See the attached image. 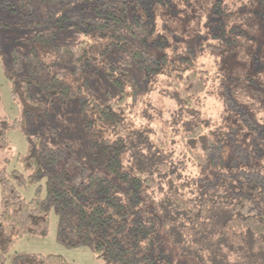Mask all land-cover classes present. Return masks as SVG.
<instances>
[{
  "label": "trees",
  "instance_id": "obj_1",
  "mask_svg": "<svg viewBox=\"0 0 264 264\" xmlns=\"http://www.w3.org/2000/svg\"><path fill=\"white\" fill-rule=\"evenodd\" d=\"M42 1L61 4L60 9L72 3ZM73 1L93 5L78 23L65 21L74 14L57 13L61 19L56 29L82 34L77 44H54L53 30H38L27 39L25 72L18 52L10 66L2 63L20 114L11 122L0 116V144L8 128L17 127L27 146L17 157L23 172L0 168V264L20 237L46 235L51 207L57 216V241L90 246L102 264H264V124L234 97L233 84L239 78L230 76L220 83L219 97L238 125L210 129L197 119L211 82L210 73L198 63L202 50L242 54L241 48L252 41L251 67L264 70V41L255 37L264 23V0H211L218 18L206 20L204 33L182 40L163 19H176L178 5L191 8L194 0ZM235 2L239 5L229 8ZM0 6L29 14L33 0H0ZM211 27L217 28L210 32ZM53 68L49 79L37 80ZM96 76L114 94H91ZM244 80L251 89L257 86L250 77ZM153 83L179 104L177 120L184 128L157 123L151 132L156 157L141 159L138 137L126 121L141 124L139 112ZM74 100L91 163L81 181L63 169L50 171L63 149L49 146L42 136H30L25 126L27 118L48 121L55 102ZM175 141L197 170L194 196L186 195L187 184L176 183L175 167L182 162L173 165L167 156ZM129 152L134 161L127 164L124 156ZM41 175L46 176L44 196L36 191L24 200L16 186ZM165 177L172 214L148 194ZM11 264L72 263L54 254L31 253L16 255Z\"/></svg>",
  "mask_w": 264,
  "mask_h": 264
},
{
  "label": "rangeland",
  "instance_id": "obj_2",
  "mask_svg": "<svg viewBox=\"0 0 264 264\" xmlns=\"http://www.w3.org/2000/svg\"><path fill=\"white\" fill-rule=\"evenodd\" d=\"M69 8L60 9L61 4L54 6L42 0H33L31 12L20 14L17 10L12 11L9 8L0 6V116L5 117L8 122L17 118L20 114V108L12 99L9 92V83L2 73V63L8 66L12 64L15 52H18L24 66V54L26 52L27 39L32 37L38 30H53L54 36L52 41L54 44H77L82 38V34L75 29L58 30L57 20L61 17L57 13L62 12L66 15L74 14V19H66L65 21L79 22V17L89 16L92 10V4L84 2H74ZM239 2L229 4V8L234 9ZM181 8V13L176 19L164 18L166 23L177 35V39H185L192 34L204 33L205 22L218 18L219 13L217 7H212L211 0H194L191 8ZM53 11L54 14L52 13ZM50 17V18H49ZM210 24H207V27ZM217 28V27H216ZM216 28L211 27L208 31H215ZM171 44L173 40L168 36ZM256 41H264V23H262L255 32ZM178 44V43H177ZM177 44H175L177 46ZM182 44H178L180 50ZM255 43L249 41L244 45L240 53L234 50L229 52L222 50L219 52H211L202 50L198 57L199 65L207 70L211 75V82L207 91L202 97V108L197 114V119H203L210 129H224L225 126H237L234 116H230L222 105L219 97L220 83L225 82L228 76L239 78V81L233 84L234 97L239 103L248 109L255 118L264 124V70L255 72L250 64L249 53L253 51ZM241 55V57H240ZM53 69H46L37 76L38 81H44L50 78ZM245 77H250L257 86L253 89L246 85ZM150 91L144 96L143 108L140 110L142 118L141 124L127 119V127L136 132L138 137L137 151L138 157L147 159L156 157L157 149L151 139L152 129L157 123H167L172 128L174 126L180 131L184 127L183 123L178 121L181 115L179 104L169 95L168 92L157 88L155 83L150 85ZM105 90L114 94L113 88L108 86L106 80L101 76H96L90 82L91 94L97 92L103 93ZM125 123V117H124ZM25 126L30 136H42L45 142L57 149H63L62 156L50 171L65 170L71 174L76 180L81 181L91 170V163L87 159L85 149V138L83 135V125L80 122L79 105L76 100L69 103H54V110L48 116V121L34 122L31 118H27ZM103 129V128H102ZM107 134L115 137L112 132ZM67 143L68 145H65ZM26 139L22 129L17 127H9L6 132V139L0 144V168L4 167L6 172L12 169L23 172L21 164L17 161V157L26 151ZM168 159L173 165L182 162L180 166L175 167L179 177L176 183L187 184L191 193L187 196H194L195 186L193 183L197 173L195 166L192 165L184 155L182 149L175 141L171 144L167 151ZM7 159V161H5ZM134 158L130 152L124 156V163H131ZM45 175L38 176L36 180L30 184L16 186L21 197L29 200L35 196L36 191L39 196H44ZM158 184L148 191V194L162 206L173 213L171 203L168 199V177L157 179ZM175 183V184H176ZM56 221L57 216L51 207L49 212L48 231L44 236H22L17 239L5 255V264H11L12 259L19 254H54L61 256L67 262L72 264H102L96 258L95 253L88 245L68 246L57 241L56 238Z\"/></svg>",
  "mask_w": 264,
  "mask_h": 264
}]
</instances>
